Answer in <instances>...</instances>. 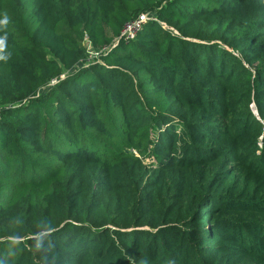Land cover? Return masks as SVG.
I'll return each instance as SVG.
<instances>
[{
	"label": "trees",
	"instance_id": "16d2710c",
	"mask_svg": "<svg viewBox=\"0 0 264 264\" xmlns=\"http://www.w3.org/2000/svg\"><path fill=\"white\" fill-rule=\"evenodd\" d=\"M251 182L264 0H0V264H264Z\"/></svg>",
	"mask_w": 264,
	"mask_h": 264
},
{
	"label": "built area",
	"instance_id": "2783aa9c",
	"mask_svg": "<svg viewBox=\"0 0 264 264\" xmlns=\"http://www.w3.org/2000/svg\"><path fill=\"white\" fill-rule=\"evenodd\" d=\"M146 18H148L147 14H141L136 19L126 23L124 25L122 31H121L120 37L122 36L125 39H131V38L135 37V35L139 31L142 23L146 20ZM99 56H100V53L93 52L92 50H90L89 59H91V58L99 59ZM87 62H89V61H87Z\"/></svg>",
	"mask_w": 264,
	"mask_h": 264
},
{
	"label": "rangeland",
	"instance_id": "374dc122",
	"mask_svg": "<svg viewBox=\"0 0 264 264\" xmlns=\"http://www.w3.org/2000/svg\"><path fill=\"white\" fill-rule=\"evenodd\" d=\"M251 108L252 112L258 117V113L253 104H251ZM239 186L244 187L245 194H249L248 196H254L259 198L264 196V185L261 183L251 182V185L242 183Z\"/></svg>",
	"mask_w": 264,
	"mask_h": 264
}]
</instances>
